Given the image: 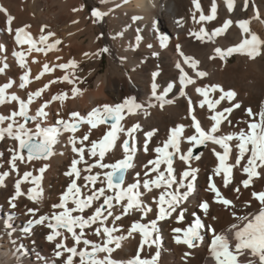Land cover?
<instances>
[{
    "label": "bare ground",
    "instance_id": "bare-ground-1",
    "mask_svg": "<svg viewBox=\"0 0 264 264\" xmlns=\"http://www.w3.org/2000/svg\"><path fill=\"white\" fill-rule=\"evenodd\" d=\"M198 3L200 10L196 9L192 0H91L90 3H87L86 0H0V5L7 8L14 17L11 24L12 31L9 32L6 15L0 12V44L4 46L0 50V67H3L5 63L9 65L3 73H0V85L9 80L14 81L7 92H15L21 98L26 99L27 93L42 88L49 81H56L49 85L42 97L34 98L30 105L31 114H35L37 108L44 101H51L54 95L68 93L69 98L63 102L55 100L48 104L45 109L48 112V117L44 121V126L55 125L60 116L67 119L70 112L76 111L81 115H86L97 106L114 105L129 96H135L138 102L145 104L146 108L150 102L154 106L147 108V115L143 111H139L136 114L126 115L121 122L125 128L131 127L137 121L141 124V130L135 134L138 149L135 168L126 174V182H133L135 172L142 174L141 179L146 178L143 177L144 165L155 158L157 154L153 149L156 146H162L167 141L172 127L183 124L185 126L184 136L194 133V128L191 127L189 99L192 101L194 114L201 125L206 129L210 127L212 123L210 116L213 112L207 105L203 108L200 107L203 97L196 92V87L219 84L226 91L231 89L237 93L236 100L240 102L241 107L230 114L231 125L227 123L222 125L224 133L246 128L244 122L249 119L246 109L251 107L253 112H258L264 106V48L261 49V54L254 59L250 58L246 51L233 53L224 59L219 56L210 59L215 55L216 47L222 49L233 47L241 43L248 35L243 33L236 23L240 19H249L250 31L264 39V0H249L247 10L243 8V0H235L232 12L228 11L225 0H215L217 5L215 18L197 23L201 11L206 16L211 15L213 0H198ZM81 5L84 7L79 10ZM117 5L119 6L117 7ZM253 5L259 10V18H254ZM94 8L106 12L107 15L102 20L94 22L96 18L91 16ZM73 9L78 10L73 11ZM194 13L195 20L193 19ZM133 17L140 19L133 20ZM229 19L233 23L213 41L201 42L189 34L198 32L201 27L211 33ZM177 21H180V24H177ZM25 25L29 26L26 31L35 40L39 39L42 26L47 25L45 33L47 31L55 33V37L50 38V42L59 39L61 43L47 54L35 50L29 52V45L17 44L14 39L15 30ZM161 33L169 37L166 48L159 46ZM137 36H140L141 39L137 40ZM149 44L153 47L149 48ZM177 45L181 46L186 55L198 60L200 62L198 69L207 73L203 78H196L194 85H188L185 88L186 95L183 96L179 91V69L175 67L176 62L182 60L177 52ZM104 47H107L109 51L98 56L93 55L98 49ZM14 51L25 53L26 68L20 66L18 58L13 56ZM153 51H158L159 55H152ZM85 53H89V55L85 56ZM57 57L60 59L57 60ZM121 57L125 59L122 60ZM71 59H75L78 64L75 73L79 79L76 80L75 86L80 91L74 97L71 94L74 85L57 79L64 76L66 71L71 73V68L68 70L55 68L54 71L43 72L45 63L52 67L59 63H66ZM185 68L190 75L195 77V73L191 72L187 66ZM29 69L30 83L22 89L19 87L20 77ZM157 70L160 71V75L157 77V83L160 85L158 92L162 91L170 82H174L176 85L166 97L172 103H167L163 107H160L159 101L151 97V74ZM41 72L43 75H40ZM38 75L40 78L36 79ZM219 95V92H209V99H216ZM229 106V102L224 100L217 106V110ZM17 108V102H6L0 105V114L8 115ZM57 113L60 115L58 116ZM0 126H6V124ZM28 126L34 128L35 123L30 121ZM107 127V125H100L97 129H92L90 140L102 138ZM152 129L157 131L151 138L148 151L145 152L143 150L144 133ZM88 132L89 126L83 125L77 135L82 136ZM124 138L126 136L121 133V141ZM232 143L234 145L235 141ZM15 144L16 142L11 139L0 141V152L4 153L3 157H0V172H9V175L5 177L4 184L0 185V264H63V260L54 254L56 242L47 240L49 234L47 227L34 228L30 236H25L22 229L26 221L31 218L27 213L28 208L39 207L42 212L48 213L51 211V205L59 201L61 193L66 190L70 182L65 172L68 171L72 159L77 158V154L72 152L67 134H63L54 146V155L47 160L18 162L17 171L12 170L8 163L10 159L8 149L14 147ZM84 144L88 145L89 142L86 141ZM189 146L186 140L182 143L184 150ZM213 148L222 151L218 145H213L210 142L194 148V155H199L200 159L192 160L191 164L192 167L198 168L199 172L196 191L184 205L186 208L184 219H176V213H173L166 221L158 222L161 237L158 264H216L210 252L212 233L207 229L200 230L203 240L198 242V246L195 248L190 249L187 245L176 243L175 237L183 234L174 233L173 229L184 228L193 223L196 216H201L206 224L210 223L217 233L227 235L233 247L236 243L231 226L241 222L232 215V210L213 202L214 194L206 190L209 185V177L218 164L212 151ZM236 154V149L233 147L230 163L234 162ZM120 158H122V149L117 146L106 155L105 162L112 163ZM85 160L89 162L93 160L87 155V149ZM45 164L48 165V168L43 173L39 185L43 188V197L39 203H36L27 195L29 189L36 187L32 182V177L24 179L23 174L27 171L31 172L33 176H38L40 175L38 169ZM78 167L81 168L82 177L89 174L85 171L84 163ZM174 167L179 175L186 165L177 158ZM97 170L93 169V172ZM260 171L261 176L254 178L252 185L247 189L241 184V181L247 178L241 167L233 169L232 183L227 188H223L220 177L214 178L223 194L234 201L238 216L254 211L257 207L258 202L253 199L252 192L264 190V170ZM17 179L21 180V190L25 194L17 198L15 201L17 207L12 208L9 199L15 194ZM78 183L83 184V179ZM237 186L240 187L239 193L234 191ZM84 191L87 192L88 189H84ZM33 194L35 193L33 192ZM157 195L158 190L151 194L146 192L144 196L145 202L154 208L153 213H149L142 220L138 213L123 217L121 221L117 222L116 226L120 232L116 235L127 236V229L136 220L147 223L154 219L156 209L152 197ZM202 200H207L210 204L206 215L198 207ZM247 201L252 202V207L245 204ZM212 217H216V219L213 220ZM8 219H11L15 228L12 235H9V230L4 227V222ZM87 238L96 243H102L101 238L93 235L91 230L87 232ZM140 240L141 235L136 232L132 237L122 241L121 248L112 253L113 259L124 260L135 257ZM66 243L68 246H72L74 242L69 238ZM21 245L23 248L20 247ZM156 251V245H152L151 248L145 246L141 257L148 258ZM250 260L259 264L258 258L252 256L248 251L238 256V264H248ZM76 264H78V258Z\"/></svg>",
    "mask_w": 264,
    "mask_h": 264
},
{
    "label": "snow or ice",
    "instance_id": "snow-or-ice-1",
    "mask_svg": "<svg viewBox=\"0 0 264 264\" xmlns=\"http://www.w3.org/2000/svg\"><path fill=\"white\" fill-rule=\"evenodd\" d=\"M192 2L195 4L196 9L200 10L198 0H192ZM225 3L228 11L232 12L235 0H225ZM83 7L84 5H81L79 10H82ZM248 7L249 0H243L244 10H247ZM253 8L255 11L254 18H259V10L255 8V5H253ZM77 10L73 9V11ZM216 11L217 5L215 0H213L211 15L206 16L201 11L199 20L196 22L214 19ZM0 12L6 15L8 30L11 32V24L14 17L3 5H0ZM106 15V12L96 8L91 12V16L96 18L94 22L102 20ZM138 19L140 18L133 17V20ZM193 19H196L195 13L193 14ZM232 23L233 21L229 19L211 33L201 27L198 32H190L189 34L201 42L205 40L213 41L215 37L222 35ZM236 23L243 33L248 35L245 36L241 43L233 47L227 49L216 47L214 49L215 55L210 57V59H215L216 56L224 59L233 53L245 51L253 59L261 54V49L264 48V39L250 31L249 19H240ZM177 24H180V21H177ZM28 27V25H25L17 28L15 30V39L17 44L29 45V52L35 50L47 54V52L55 49L61 43L59 39H54L50 42V38L55 37V33L52 31L45 33L47 25L42 26L38 40L33 39L31 34L26 31ZM157 31H159L158 28ZM140 39L141 37L137 36V40ZM168 41V35L161 33L159 36L160 48H166ZM148 47L152 48L153 46L149 44ZM176 47L179 56L182 58V60L176 62L175 67L179 69V91L180 95L183 96L186 95L184 89L188 85H194L196 78H203L207 73L198 69L200 63L198 60L186 55L180 45ZM3 48L4 46L0 44V50ZM108 51L109 49L104 47L98 49L93 55L98 56ZM84 55L88 56L89 53ZM152 55H159V52L153 51ZM13 56L18 58L22 68H26L24 52L14 51ZM59 59L57 57V60ZM121 59L125 58L121 57ZM8 66L5 63L3 67H0V73H3ZM185 66L195 73V77L190 75ZM77 67L78 64L75 59H71L66 63H59L52 67L45 63L43 72L54 71L55 68L64 70L71 68V73L66 71L64 76L57 79L74 85L71 89V94L74 97L80 91L75 86L76 80L79 79L75 73ZM43 72L40 75H43ZM29 75L30 69L21 75L20 88H26L28 83H30ZM159 75V70L153 71L151 74V97L159 101L160 107H163L167 103H172L166 97L176 85L174 82H170L162 91L158 92L160 85L157 83V77ZM39 78L40 76L38 75L36 79ZM55 82L49 81L42 88L27 93L26 99L21 98L15 92H7L14 81L9 80L0 85V105L6 102H17L18 104V108L10 114H0V125L6 124V126H0V141L11 139L16 142L14 147L8 149L10 153L8 163L12 170L18 171V162L28 163L33 160H47L55 154L54 146L59 142V137L63 134H67L71 150L77 154V158L72 159L68 171L65 172L70 182L66 190L61 193L59 201L51 205V211L44 213L39 207L27 209V213L31 218L26 221L22 229L25 236H30L34 228L38 226L47 227L49 230L47 240L56 242L54 254L57 258L63 260V264H76L77 258L78 264H125L123 261L113 259L112 253L121 248L122 241L139 232L141 240L137 253L126 264H158L161 239L158 222L166 221L173 213H176V219H184L186 211L184 205L196 191L197 174L199 172V169L192 167L191 164L192 160L200 159L199 155H194V148L210 142L213 145H218L222 151H217L215 148L212 149L218 164L214 167L212 175L209 177V185L206 190L214 194L213 202L232 210V215L241 222L231 226L236 243L233 247L227 235L217 233L210 223L206 224L199 216L187 228L177 227L173 229L174 233H183L182 237L180 235L175 237L176 243L187 245L190 249L197 247L198 242L203 240L200 231L203 228L212 233L210 252L216 264H238V256L243 255L245 251L257 257L259 264H264V190L252 192L253 199L258 202L256 209L247 212L243 216H238L235 211L236 205L234 201L223 194L221 187L217 186L214 179L215 177H220L223 188H227L232 183L233 169L241 167L243 173L247 176L246 179L241 181V184L247 189L252 185L254 178L261 176L260 170H264V106L258 112H253L251 107L246 109V114L249 118L244 122L246 123V128L224 133L222 125L225 123L231 125L230 114L234 109L241 107L240 102L236 100L237 93L231 89L226 91L219 84L196 87V92L203 97L200 101V107L203 108L207 105L213 112L210 116L212 121L210 127L206 129L201 125V122L194 114L195 110L192 107V101L189 99L191 127L194 128V133L184 136L185 126L183 124L170 129L167 141L162 146H156L153 149L157 154L155 158L144 165L143 177L146 178L141 179L142 174L135 172V179L133 182L128 183L126 182V174L135 168V157L138 150L135 134L141 130V124L137 121L131 127L125 128L121 122L126 115L136 114L139 111H143L147 115V108L154 105L149 102L146 108L145 104L138 102L135 96H129L114 105L104 104L97 106L86 115H81L76 111L70 112L67 119L60 116L55 125L44 126V121L48 117V112L45 110L48 104L55 100L63 102L69 98L68 93H60L54 95L51 101H44L37 108L35 114H31L30 105L34 98L42 97L43 92L49 85ZM209 92H219L220 95L216 99H209ZM224 100H227L230 106L217 110V106ZM57 115L59 116L60 114L57 113ZM30 121L35 123L34 128L28 126ZM83 125L89 126V132L79 136L77 133ZM100 125H107V131L102 138L90 140L91 130L97 129ZM156 131V129H152L144 133L143 150L145 152L148 151L149 143ZM121 133L126 136L122 141ZM185 140L190 145L186 150L182 148V143ZM86 141L89 142L88 145L84 144ZM233 141H235L234 145ZM117 146L122 149V158L112 163L105 162L106 155ZM233 147L236 149L237 154L234 162L230 163ZM86 149L87 155L93 158L91 162L85 160ZM3 155L4 153L0 152V157H3ZM177 158L186 165L179 175H177V170L174 167ZM81 163L86 165L85 171L89 173L83 177L81 168L78 167ZM47 168V164L40 167L38 169L40 175L38 176H33L31 172L27 171L23 174L24 179L32 177V182L36 187L29 189L27 195L29 199L36 203H39L43 197V188L39 185ZM93 169L98 170L93 172ZM8 175L9 172L7 171L0 172V185L4 184L5 177ZM81 179L84 181L83 184L78 183ZM15 189V194L9 199L12 208L17 207L15 203L17 198L25 194L21 190L20 179H17ZM84 189H88V191L85 192ZM157 190L158 195L152 197L155 201V218L147 223L136 220L127 229V236L116 235V233L120 232V229L116 226L117 222L121 221L123 217L138 213L142 220L149 213L154 212V208L145 202L144 196L146 192L151 194ZM234 191L239 193L240 187L237 186ZM245 204L248 207H252L251 201H247ZM198 207L206 215L210 207L209 201L202 200ZM109 218L112 219L110 220ZM212 219L215 220L216 217H212ZM4 227L9 230V235H12L15 231L11 219L4 222ZM89 230L92 231L93 235L100 237L102 243H96L88 239L87 232ZM69 238L74 242L72 246H68L66 243ZM80 245H83V247H80ZM152 245L157 246L155 254L148 258H142L141 252L144 251L145 246L151 248ZM20 247L23 248V245ZM248 264H255V262L250 260Z\"/></svg>",
    "mask_w": 264,
    "mask_h": 264
},
{
    "label": "rangeland",
    "instance_id": "rangeland-1",
    "mask_svg": "<svg viewBox=\"0 0 264 264\" xmlns=\"http://www.w3.org/2000/svg\"><path fill=\"white\" fill-rule=\"evenodd\" d=\"M86 2H87V3H90V2H91V0H86ZM91 82H92V80H91Z\"/></svg>",
    "mask_w": 264,
    "mask_h": 264
}]
</instances>
